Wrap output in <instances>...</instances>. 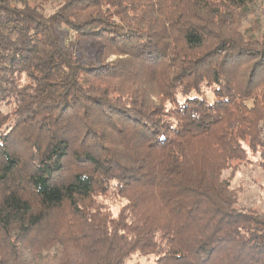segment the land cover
<instances>
[{"label": "trees", "instance_id": "1", "mask_svg": "<svg viewBox=\"0 0 264 264\" xmlns=\"http://www.w3.org/2000/svg\"><path fill=\"white\" fill-rule=\"evenodd\" d=\"M52 1L0 0V264H264V0Z\"/></svg>", "mask_w": 264, "mask_h": 264}, {"label": "rangeland", "instance_id": "2", "mask_svg": "<svg viewBox=\"0 0 264 264\" xmlns=\"http://www.w3.org/2000/svg\"><path fill=\"white\" fill-rule=\"evenodd\" d=\"M58 1L59 0H53L51 3L45 5V12L47 14L54 12ZM56 31L61 34L64 39H67L68 34L62 25H58ZM253 160L256 161V159ZM228 173L232 177V171ZM233 185L244 190L241 198L243 205L264 210V173L255 165H247L245 168H242L239 173L233 175ZM112 211L116 214L118 208H113ZM133 263L130 262L129 264ZM39 264H55V261L46 260L44 263Z\"/></svg>", "mask_w": 264, "mask_h": 264}]
</instances>
